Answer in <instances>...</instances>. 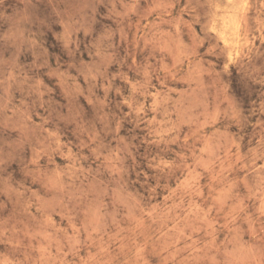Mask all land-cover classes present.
I'll use <instances>...</instances> for the list:
<instances>
[{
    "label": "clouds",
    "instance_id": "obj_1",
    "mask_svg": "<svg viewBox=\"0 0 264 264\" xmlns=\"http://www.w3.org/2000/svg\"><path fill=\"white\" fill-rule=\"evenodd\" d=\"M0 264H264V0H0Z\"/></svg>",
    "mask_w": 264,
    "mask_h": 264
}]
</instances>
